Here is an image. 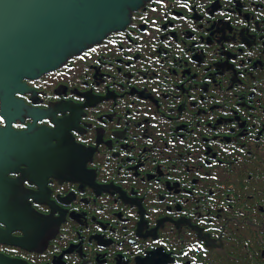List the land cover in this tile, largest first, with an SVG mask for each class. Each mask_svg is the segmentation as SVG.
<instances>
[{
  "label": "flooded vegetation",
  "instance_id": "obj_1",
  "mask_svg": "<svg viewBox=\"0 0 264 264\" xmlns=\"http://www.w3.org/2000/svg\"><path fill=\"white\" fill-rule=\"evenodd\" d=\"M113 7L0 98V264H224L264 230V0Z\"/></svg>",
  "mask_w": 264,
  "mask_h": 264
},
{
  "label": "water",
  "instance_id": "obj_2",
  "mask_svg": "<svg viewBox=\"0 0 264 264\" xmlns=\"http://www.w3.org/2000/svg\"><path fill=\"white\" fill-rule=\"evenodd\" d=\"M115 1L121 0H0L1 103L6 97L15 101L13 93L24 85V77L54 67L72 38H89L97 21L106 28ZM44 131H34L38 133L34 139H44L39 134ZM25 141L23 131L8 123L0 126V158L9 163V156L16 154L13 146ZM4 165L0 167V202L9 195L11 179L6 174L12 165Z\"/></svg>",
  "mask_w": 264,
  "mask_h": 264
},
{
  "label": "trees",
  "instance_id": "obj_3",
  "mask_svg": "<svg viewBox=\"0 0 264 264\" xmlns=\"http://www.w3.org/2000/svg\"><path fill=\"white\" fill-rule=\"evenodd\" d=\"M237 232L249 235V239L238 241ZM233 235L225 248L224 264H264V230H230Z\"/></svg>",
  "mask_w": 264,
  "mask_h": 264
}]
</instances>
